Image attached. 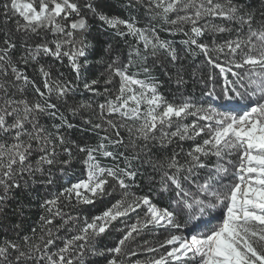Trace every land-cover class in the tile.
<instances>
[{"label": "snow or ice", "instance_id": "snow-or-ice-1", "mask_svg": "<svg viewBox=\"0 0 264 264\" xmlns=\"http://www.w3.org/2000/svg\"><path fill=\"white\" fill-rule=\"evenodd\" d=\"M0 264H264V0H0Z\"/></svg>", "mask_w": 264, "mask_h": 264}]
</instances>
